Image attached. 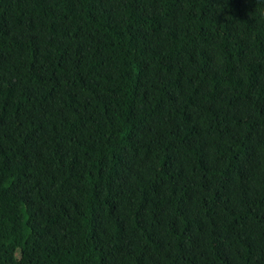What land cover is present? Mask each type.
Segmentation results:
<instances>
[{"label": "trees", "instance_id": "16d2710c", "mask_svg": "<svg viewBox=\"0 0 264 264\" xmlns=\"http://www.w3.org/2000/svg\"><path fill=\"white\" fill-rule=\"evenodd\" d=\"M0 264H264V0H0Z\"/></svg>", "mask_w": 264, "mask_h": 264}]
</instances>
